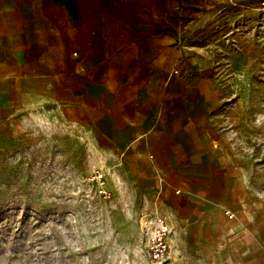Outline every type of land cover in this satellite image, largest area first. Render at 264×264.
Listing matches in <instances>:
<instances>
[{"label":"crops","instance_id":"crops-1","mask_svg":"<svg viewBox=\"0 0 264 264\" xmlns=\"http://www.w3.org/2000/svg\"><path fill=\"white\" fill-rule=\"evenodd\" d=\"M187 0H0V148L31 120L89 140L139 211L172 222L176 264H264L250 147L221 128V81L185 76ZM160 191V194H158Z\"/></svg>","mask_w":264,"mask_h":264},{"label":"rangeland","instance_id":"rangeland-1","mask_svg":"<svg viewBox=\"0 0 264 264\" xmlns=\"http://www.w3.org/2000/svg\"><path fill=\"white\" fill-rule=\"evenodd\" d=\"M179 24L185 76L208 68L219 77L221 128L250 147L264 193V0H187ZM27 127L0 148V264H159L132 197L87 182L100 170L117 183L101 150L50 122Z\"/></svg>","mask_w":264,"mask_h":264},{"label":"built area","instance_id":"built-area-1","mask_svg":"<svg viewBox=\"0 0 264 264\" xmlns=\"http://www.w3.org/2000/svg\"><path fill=\"white\" fill-rule=\"evenodd\" d=\"M87 182L96 184V192L102 196H108L106 190V176L100 170L88 174ZM160 194V191L159 193ZM153 201V205H145L139 213L141 233L145 236L147 250L150 258L155 263L164 264L168 262L171 251V238L174 232L170 216L162 210L159 197Z\"/></svg>","mask_w":264,"mask_h":264}]
</instances>
